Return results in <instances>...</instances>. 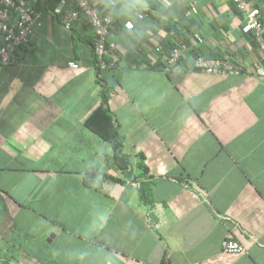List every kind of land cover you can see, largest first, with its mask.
Returning a JSON list of instances; mask_svg holds the SVG:
<instances>
[{"label": "crops", "instance_id": "1", "mask_svg": "<svg viewBox=\"0 0 264 264\" xmlns=\"http://www.w3.org/2000/svg\"><path fill=\"white\" fill-rule=\"evenodd\" d=\"M245 1L264 28V0ZM59 3L38 0L40 26L0 65V264H264V30L227 0H90L114 45L98 71L92 31H66ZM194 49L234 74L193 70ZM102 87L128 178L85 127Z\"/></svg>", "mask_w": 264, "mask_h": 264}, {"label": "built area", "instance_id": "2", "mask_svg": "<svg viewBox=\"0 0 264 264\" xmlns=\"http://www.w3.org/2000/svg\"><path fill=\"white\" fill-rule=\"evenodd\" d=\"M74 8H67L65 0H61L60 7L55 12V17L66 31L82 21H86L93 34V55L98 71H105L109 68L106 61V54L114 45L109 41L111 22L109 18L100 14L90 0H69ZM239 14L244 16L246 30L261 36L262 23L257 10H247L245 0H231ZM38 0H0V65L8 66L15 57L16 51L21 48L32 35L33 28L39 27L40 13L37 11ZM130 30L131 23L125 24ZM190 46L187 43H180L172 49L170 54L165 55L166 70L177 68L188 52ZM260 50L264 57V39L260 40ZM160 51V50H158ZM69 68L76 70L74 63H69ZM193 70L208 75H233L229 63L224 60L208 58L205 55L196 57L192 65ZM258 76L264 77V70L258 69ZM222 253L226 255H240L244 248L236 241L226 239L222 243Z\"/></svg>", "mask_w": 264, "mask_h": 264}, {"label": "trees", "instance_id": "3", "mask_svg": "<svg viewBox=\"0 0 264 264\" xmlns=\"http://www.w3.org/2000/svg\"><path fill=\"white\" fill-rule=\"evenodd\" d=\"M65 1L67 4V8H69V9L74 8V6L70 3L69 0H65ZM227 1L230 5L231 9L234 12L238 13L237 10L235 9L233 3L231 2V0H227ZM81 24L87 30H91L90 26L88 25V23L85 20L82 21ZM263 30H264V28L262 25V32H263ZM261 35H262V33H261ZM92 49H93V44H92ZM168 53H170V51ZM194 53H195L194 54L195 57L199 56V51L194 49ZM208 58H210V57L208 56ZM95 63H96V61H95ZM109 94H110V90L107 89L106 87H102V91L100 94V104H99L98 108L85 121V127L88 131H90L92 134L97 136L99 139H101L106 145H108L111 148L112 165L121 174H123L127 177V176H129L128 171L130 169V161H129V158L126 155H124L122 152V140L123 139L120 136L118 129H117L116 125L114 124V121H113V119L109 113V109H108ZM136 170L139 172V174L141 176H143V177L148 176V170L144 164V157L142 155L138 156V165H137ZM150 186L151 185L148 184L147 182H140L139 187H138V193H139L140 199L142 200L143 203L148 204V205L151 204V202H152ZM162 264H167V263L162 262Z\"/></svg>", "mask_w": 264, "mask_h": 264}]
</instances>
